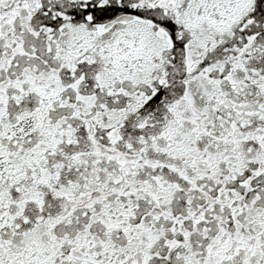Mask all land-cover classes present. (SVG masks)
<instances>
[{
  "label": "snow or ice",
  "instance_id": "6c2138e0",
  "mask_svg": "<svg viewBox=\"0 0 264 264\" xmlns=\"http://www.w3.org/2000/svg\"><path fill=\"white\" fill-rule=\"evenodd\" d=\"M0 264H264V0H0Z\"/></svg>",
  "mask_w": 264,
  "mask_h": 264
}]
</instances>
